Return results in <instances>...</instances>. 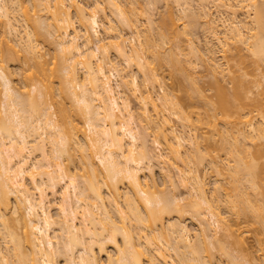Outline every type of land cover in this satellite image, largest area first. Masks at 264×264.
I'll return each instance as SVG.
<instances>
[{
    "label": "bare ground",
    "instance_id": "6f19581e",
    "mask_svg": "<svg viewBox=\"0 0 264 264\" xmlns=\"http://www.w3.org/2000/svg\"><path fill=\"white\" fill-rule=\"evenodd\" d=\"M155 1H144L148 13ZM170 1L175 5L164 2L168 10L155 26L135 0H0V264H213V248L231 258L229 243L243 247L241 217L264 228L262 93L251 95L254 81L239 64L227 87L230 69L218 60L234 49L247 67L248 53L263 76L264 0ZM132 8L146 13L144 30ZM180 15L194 28L202 24L203 45L190 25L177 27ZM101 22L112 41L99 36ZM121 27L143 37L127 45ZM169 41L171 52L160 57L158 46ZM108 45L121 63H112ZM162 59L183 70L189 99L207 97L189 71L205 67L213 90L206 116L164 90L156 66ZM20 60L27 67L17 66V86L9 64ZM171 117L193 131L185 136L191 148ZM203 126L208 130L198 133ZM220 148L225 161L216 155ZM203 162L215 173L211 189L198 170ZM186 220L196 225L194 235ZM234 255L235 264H264L262 255Z\"/></svg>",
    "mask_w": 264,
    "mask_h": 264
},
{
    "label": "rangeland",
    "instance_id": "374dc122",
    "mask_svg": "<svg viewBox=\"0 0 264 264\" xmlns=\"http://www.w3.org/2000/svg\"><path fill=\"white\" fill-rule=\"evenodd\" d=\"M28 1V4H29V0H27ZM82 2H84V0H81ZM132 1H134V0H132ZM138 2V3H142L143 4V6H144V4L145 3H147V2H144L145 0H135V2ZM147 1V0H146ZM155 1V0H154ZM168 1V0H167ZM167 1L166 0H157V5L156 4H154L155 6H154V8L151 10V13H152V18H153V21H154V24H155V26H157L158 25V23L160 22V18H161V15L163 16V13L164 12H167V11H165L166 9L168 10V8H167V5H165L164 6V2H165V4L167 3ZM156 2V1H155ZM154 2V3H155ZM170 2H172V1H170L169 0V3L168 4H170ZM195 2V1H194ZM194 2H192V3H194ZM27 3V2H26ZM173 3V2H172ZM136 4V5H135ZM134 4V2H132V5H135L134 7L137 9V10H140V12L141 11H143V10H145V12L147 13V14H149L150 13V11H149V13L147 12L148 10H146V6H144L145 7V9L143 8V6H142V8H141V6H139V5H137V3H135ZM195 4V6H196V2L194 3ZM194 4H192V6L194 5ZM102 5H104L105 6V3L103 2L102 3ZM173 5H175L174 3H173ZM173 5H171L172 6V9H173V11L175 12V11H177L176 9H175V7L173 6ZM195 6H193V7H195ZM133 7V6H132ZM140 9H139V8ZM170 7V6H169ZM174 7V8H173ZM192 7V8H193ZM135 8H132V12L133 13H136V15L137 16H134L133 18H136V19H139L138 21H137V23L139 24V28L140 29H142L141 27H145L146 28V21L144 20V18L143 17H145V16H143L144 14L146 15V13L145 12H143L144 14L142 15L141 13H139L138 14V12H134V11H136V9ZM133 9H134V11H133ZM171 9V8H170ZM175 9V10H174ZM195 9H197V6H196V8H194L193 10H195ZM213 10V8L211 7V11ZM105 11H106V13L107 14H109V9H108V7H106V9H105ZM196 11V10H195ZM131 12V13H132ZM174 12H173V15H174V17L176 18L177 17V15L175 16V14H174ZM130 13V15H131V17L133 16L132 14ZM150 13V14H151ZM141 14V15H140ZM165 14V13H164ZM176 14H178V12L176 13ZM180 14V13H179ZM189 14V13H188ZM135 15V14H134ZM190 15V14H189ZM189 15H187L186 17L184 16V15H182V16H184L183 18H182V16H181V18H182V20L181 19H179V21H177V23H178V25H177V27L179 28V24L181 23L182 24V22H183V25H184V23H185V25L187 26V25H190L189 26V28H190V32L192 31V33L194 34V36H195V39H199L200 41H199V44L200 45H203L204 44V41H205V39H206V36H207V34H205V32L204 31H202L203 29H201L202 28V24L200 23V24H195L194 26H197V27H193V25H191V22H190V24L188 23V17H189ZM100 17H101V20H102V22H103V16H102V13L100 12ZM178 18H179V15H178ZM187 20H186V19ZM17 19H18V24L19 25H21V21H20V18L19 17H17ZM185 20V21H184ZM190 20V19H189ZM145 21V22H144ZM187 21V22H186ZM101 22V24H100V26H99V28H98V31H99V36L103 39V42H108V40L109 41H112L113 40V38H110V39H108L107 37H108V35L106 34V32H105V30H104V24ZM141 22V23H140ZM156 22H157V24H156ZM143 23V24H142ZM187 23V24H186ZM141 24V25H140ZM160 24V23H159ZM74 26L76 27V30L77 31H79L80 30V27H79V25H78V23H77V21H75L74 22ZM193 28H192V27ZM200 26H201V28H200ZM118 27H120V26H118ZM143 27V29L142 30H144L145 28ZM180 27H183V26H181L180 25ZM20 29H22L23 27H19ZM187 28V27H186ZM189 28H188V30H189ZM180 30H182L181 28H179ZM119 31H120V33H121V35H122V38L124 39V41L126 42V44L128 45V44H136V43H138L137 42V38L138 39H141L142 37H137V38H135V39H133L132 38V34H131V32H130V30L129 29H127V28H125V27H121V28H119ZM146 32V31H145ZM144 31L142 32V33H145ZM154 32V31H153ZM181 32V31H180ZM141 33V34H142ZM146 34V33H145ZM136 35V34H135ZM154 35V37L156 36L155 34H153ZM137 36V35H136ZM184 36V35H183ZM182 35H181V38H184ZM135 37V36H134ZM188 37V36H187ZM186 37V38H187ZM157 38V37H156ZM186 38H184V39H186ZM198 39H197V41H198ZM136 40V41H135ZM182 41V40H181ZM180 41V42H181ZM184 41V40H183ZM182 41V42H183ZM186 42V41H185ZM184 43V42H183ZM183 43H181V44H183ZM202 43V44H201ZM180 44V45H181ZM185 44V43H184ZM187 44V43H186ZM109 46V45H108ZM169 46H173V44H172V41H169L167 44H163V45H159L158 46V48H159V50H160V54H162V53H169V52H171L170 50H168V47ZM184 46V45H183ZM183 46H181V47H183ZM214 46H216V47H218V44H216L215 43V45ZM232 46V45H231ZM107 47V46H106ZM111 46H109V47H107V48H110ZM106 48V49H107ZM185 48H189L188 46H186ZM185 48L184 49H182V53H183V51L185 50ZM219 48V47H218ZM244 48V47H243ZM43 51H45V57L44 58H46V59H49L50 60V55L52 54V52H51V50L52 49H50V48H48L47 47V45L45 46H43ZM173 50H174V48H172ZM245 49V48H244ZM173 50H172V52H173ZM186 50H188V49H186ZM185 50V53L187 52ZM243 50V49H242ZM107 52L109 51V49H107L106 50ZM114 51V49H112V48H110V51L108 52L109 54H107L108 55V57L110 58V60L112 61V63H114V64H116V61L117 62H119V63H121L120 61H118L117 60V56H116V54H115V52H113ZM177 51V50H176ZM176 51L174 52V53H176ZM51 54H50V53ZM191 52V51H190ZM189 52V50H188V53H190ZM247 52L245 51V50H243V54H246ZM164 54H162V55H159L160 57H164ZM191 54L192 53H190L189 55H190V57H191ZM150 55V54H149ZM148 55V57H150ZM179 55V54H178ZM178 55H176V56H178ZM182 55V54H181ZM181 55H179V56H181ZM216 56L218 55L219 56V52L217 53V48H216V54H215ZM247 56L245 57L246 59V61L245 62H247L246 63V65H247V67L244 65V64H241L240 62H239V60H240V57H239V55H238V53H237V51H235L234 49L232 50V51H230V52H227L226 53V56H224L223 58H221V59H219L220 58V56L218 57V60H220V62H223V63H225L224 65H223V67H227L228 69H230L229 71H224V80H223V83L227 86V87H230V85H231V82H230V80H231V78H230V76H231V74H232V69L234 68V67H238V64H239V68H240V70L241 71H247L248 72V74H247V78L248 79H251V80H253L254 82L252 83V84H250L251 85V87H252V91H253V93L251 94L252 96L254 95V94H256L257 92H261L262 94H261V96H262V100L264 101V78H262L263 76H264V64L262 65L261 63V72H262V74H263V76L261 75L260 76V71H258V69H253L252 68V66L250 65L251 64V56L247 53L246 54ZM166 56V55H165ZM178 56V57H179ZM183 56H184V54H183ZM186 56H187V54H186ZM185 56V57H186ZM193 56V55H192ZM182 57V56H181ZM181 57H179V58H181ZM151 58V57H150ZM183 58V57H182ZM194 58V57H193ZM193 58H191V60H195V58L193 59ZM163 61H160L156 66H157V69H158V72L159 73H161L160 75H163L162 77H163V81H164V86L165 87H163L164 88V90H165V88H166V90L165 91H167V90H169L168 92L169 93H171L172 95H174L175 97H179L180 96V100L182 101V99H183V101H185V102H183V104L184 103H186V104H188L186 107H188L189 105H191V108L193 109V112L194 111H196L195 113H200L201 114V116H206L205 115V111H206V109L207 108H209L208 107V105H206V102H209L208 100H209V95H211L212 94V92H213V90L211 89V85H210V76H209V74H207V71H206V69H205V67H203L202 65H201V67L198 65V62H196V64L195 65H198L199 67H196V66H194L195 68H193L192 70H189L190 71V73H191V71H192V74L195 76V82H196V84H198V86L202 89V91L205 93V95L207 96L206 98H203V99H199L196 95H193L192 97H190V99L189 98H186V90L190 87L189 86V81L187 80V78H186V76H185V74L183 73V70L181 71V70H179V69H176V68H178V66L176 65V67L175 66H173L174 64H172V67H170V62H168V64H167V62H165L164 60L165 59H162ZM22 60H20V61H16L17 63H14V62H12V63H14L13 65H11V63L9 64V67H10V70L12 71V73H13V78H14V83H16V85L17 86H19L20 84H22V80H20V78H22V76H21V74L19 75V70H18V68L20 69L21 67L24 69V68H26L27 67V65H25V63H23V62H21ZM19 62H21V63H19ZM176 62V61H175ZM118 63V64H119ZM174 63V62H173ZM20 64V65H19ZM117 64V65H118ZM122 64H124V63H122ZM193 64H194V62H193ZM241 64V65H240ZM22 65V66H21ZM121 65V64H120ZM118 66L119 68L121 67L122 68V65L121 66ZM17 66H18V68H17ZM20 66V67H19ZM180 67V66H179ZM126 68V67H125ZM124 66H123V71H124ZM239 68H236V69H239ZM127 69H129V68H126L125 69V71L127 70ZM181 69V68H180ZM191 69V68H190ZM135 70V71H134ZM122 70L120 71L121 72V74L122 75H124L126 72L124 71L123 72ZM134 72V73H136L137 71H136V69H133V70H130V72ZM251 71V73H249ZM253 71V72H252ZM132 72V73H133ZM124 73V74H123ZM129 73V72H128ZM138 73V72H137ZM255 73V75H253V74ZM140 75V73L139 74H136V76H137V79H138V82H139V84H141V75ZM191 75V74H190ZM21 76V77H20ZM126 78V77H125ZM194 78V77H193ZM122 87V89H123V91L125 92V94L130 98V100H131V105L133 106V108L136 110L137 109V107H138V103H137V101H135L134 100V97H133V95H132V93H131V91H129L125 86H121ZM142 89H143V87H141ZM157 90V91H156ZM154 92L156 93H161V89L160 88H154ZM173 96V97H174ZM177 97V98H178ZM182 98V99H181ZM185 104V105H186ZM262 104H263V102H262ZM190 108V109H191ZM263 108H264V104H263ZM189 109V110H190ZM188 110V109H187ZM192 111H190V113H191V115L193 116V115H196L197 116V114H195V113H193ZM199 114V115H200ZM253 115V114H252ZM194 117V116H193ZM255 117V118H254ZM254 117H253V119H252V121H254L255 122V120L257 121V120H259L258 118H257V115L255 116L254 115ZM195 118V117H194ZM171 121H172V123L174 124V126H175V128L180 132V133H182V134H185V135H183L184 137L186 136H188V134L190 133L191 134V132H193V131H190L189 132V129L187 130V128L185 127V128H183L182 126H181V123L178 121V120H176L175 119V117L174 118H172L171 117ZM255 119V120H254ZM220 127V126H219ZM206 130H208L207 129V127H204L203 126V128H201V129H199L198 131V133H203V132H205ZM184 131H185V133H184ZM151 133V132H150ZM195 133H197V132H195ZM153 133H151L150 134V137H149V139H151V137L153 136L152 135ZM185 137V138H186ZM188 138V137H187ZM187 138L185 139V142H184V148H191V146L189 145V143H188V140H187ZM219 138V137H218ZM217 138V139H218ZM189 139V138H188ZM187 140V141H186ZM150 141V140H149ZM218 142L220 141V139L219 140H217ZM188 143V145H187V143ZM205 142V141H204ZM203 142H201V144H202ZM211 143V142H210ZM210 143H207L206 142V144H210ZM206 144H202V146L203 145H206ZM212 144H215V143H213L212 142ZM222 144V143H221ZM216 145H219L218 143L216 144ZM213 146V145H212ZM205 147V146H204ZM210 147V146H209ZM220 147V146H219ZM162 147H157V149H155V150H157V151H159V149H160V151H159V153L162 151V154H164L163 153V151H164V149L162 150L161 149ZM212 149V148H211ZM216 149H217V147H216ZM215 149V150H216ZM214 150V151H215ZM219 150V149H218ZM217 151V150H216ZM225 150H223L222 151V149L220 148V150H219V152L218 153H216V155L218 156V159L220 160V161H225ZM208 160V159H207ZM205 161H206V158H205ZM206 162H208V161H206ZM206 162H203L202 164H201V166H199V173H203V175H205L206 176V178H207V181H209V184H208V187L211 189V186H213L212 184H213V182H214V178H216V177H214L215 176V173L213 172V171H211V169L210 168H208L209 166H208V164H206ZM76 163V165L75 166H77L78 164V160L75 162ZM204 164V165H203ZM206 165V166H205ZM208 166V167H207ZM152 172L154 173L153 174V176H154V178H155V180H156V182L158 183V185L159 186H161L162 185V182H163V178H162V175H161V173H160V170H159V165L157 166V165H155L154 164V166L152 167ZM226 176V175H225ZM225 178V177H224ZM226 179H227V177H226ZM225 179V180H226ZM221 182H222V180H221ZM225 181H223L222 183H224ZM224 185V184H223ZM163 186V185H162ZM183 190L184 189H182V187L181 186H178V191H181L182 193H184L183 192ZM175 191H177V190H175ZM47 192V194L49 193L48 192V190L46 191ZM180 192V193H181ZM55 202H59V200L58 199H56L55 200ZM56 206H52L51 207V210H50V214L54 217L55 215H56V211H57V208H55ZM245 219L246 218H244V217H241L240 219H239V221H241V229H242V235L244 236V245H243V247H241L240 245H238V244H236L235 242H231V243H229L230 245L229 246H227V248L229 247L230 248V246H231V248L230 249H232V250H230L229 249V252L231 253L230 255H231V258H230V256L228 257V256H226V255H224V253L222 254V252L221 251H218L217 250V248L215 249V248H213L214 249V251H215V256H214V258H215V260L213 261V264H235V263H232V260H229V258L230 259H232V255H233V253L235 254L234 255V259L236 260V259H238V260H236V261H239V260H243V258H244V256L246 255V254H248V253H251V254H253L255 257L257 256V258L258 257H260V259H261V255L262 256H264V228L262 227V225L261 224H258L257 223V225L256 226H254V225H247L246 223H245ZM263 222V221H262ZM262 222H260V223H262ZM186 223L188 224V227H189V229H190V233H192V235H194V233H195V230H196V225L193 223V222H191L190 220H186ZM191 235V236H192ZM218 235L219 236H221L222 234H221V232L220 233H218ZM108 251L110 252V251H112L111 250V248H108ZM221 254H220V253ZM233 252V253H232ZM228 257V258H227ZM264 258V257H263ZM262 258V259H263ZM233 259V260H234ZM245 259V258H244ZM240 261V262H241ZM60 263H61V260L59 261Z\"/></svg>",
    "mask_w": 264,
    "mask_h": 264
}]
</instances>
